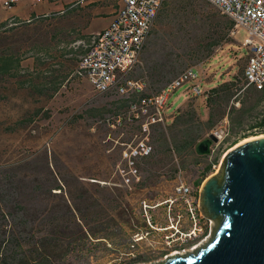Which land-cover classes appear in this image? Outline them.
Listing matches in <instances>:
<instances>
[{
	"label": "rangeland",
	"instance_id": "rangeland-1",
	"mask_svg": "<svg viewBox=\"0 0 264 264\" xmlns=\"http://www.w3.org/2000/svg\"><path fill=\"white\" fill-rule=\"evenodd\" d=\"M31 1L35 0H28V5ZM60 1L80 3L76 11L64 16L15 26L3 35L5 39L0 44V49L11 50L21 60L20 73L0 77V185L9 176L19 179L25 190V200L36 205H42L50 196L42 186L37 188L38 191L32 192V189L39 186V181H44V188L51 186L55 179L51 171L59 176L67 175L69 181L74 175L88 180L94 178L101 183H120L115 170L119 151L116 148L114 152L108 151L111 141L106 140L108 135L117 136L118 130L107 123L99 124L97 120L107 114L121 112L119 108L128 97L113 92L95 94L88 81L77 75L79 58L72 51L85 41L80 39L82 35H93V26L103 23L106 12L113 15L117 0ZM166 1L168 6L156 20L140 63L133 67L130 75L145 78L146 91L150 92L159 89L183 69L194 67L200 75L202 92L194 94L191 83L185 82L169 93L165 104V124L154 125L150 131L151 156L138 162L140 185L133 193L119 187L130 221L120 223L121 229L109 238L85 239V246H77L78 243L70 245L68 251L71 252H67L64 264H153L164 261L166 257L160 253L162 233L149 230L141 216L138 201L166 199L180 178L191 184L200 198L204 181L210 176L221 175L225 152L236 146L244 133L249 136L264 134L262 127L249 128L264 113V90L260 100L257 95L261 92L257 94L245 89L236 91L237 96H232L227 103L207 105L205 99L210 88L230 76L242 81L246 62V49L242 42L247 31L243 28L232 31L231 20L207 0ZM7 8L0 1L1 12L9 10ZM212 42H217V45L211 49L209 44ZM237 74L238 77H233ZM38 77L48 82L41 83ZM40 83L44 85L42 93L37 89ZM54 83L56 92L52 91ZM188 100L192 102L194 111L189 124L190 134L195 137L190 145L178 152L169 142V126L177 120L178 114H182V107ZM179 107L181 112L176 110ZM37 108L39 112L34 115ZM210 110L215 113V120L208 127L205 122ZM185 116L187 113L183 118ZM20 118H32L27 129L5 130L6 125ZM183 118L177 121V129L183 126L180 121ZM219 123L228 129V136L211 154H198L197 144L207 138ZM137 129V126L127 127L123 138H128ZM158 131L164 133L162 143L156 140ZM46 157L55 160L54 170L45 165ZM214 158L217 161L212 164L210 172L196 186L200 171ZM96 186L87 183L85 190L92 193ZM53 197L52 202H57L58 198ZM210 220V232L200 241L203 245L218 226L217 220ZM157 221L162 226L167 223L163 219ZM139 236L143 239L137 240ZM134 258L138 259L133 261Z\"/></svg>",
	"mask_w": 264,
	"mask_h": 264
},
{
	"label": "built area",
	"instance_id": "built-area-1",
	"mask_svg": "<svg viewBox=\"0 0 264 264\" xmlns=\"http://www.w3.org/2000/svg\"><path fill=\"white\" fill-rule=\"evenodd\" d=\"M11 7L18 0H0ZM165 0H117V8L108 24L87 45L79 63L78 72L90 84L95 94L116 93L129 97L136 94L127 108L116 114H107L99 123H107L118 135L111 141L108 151L118 149L116 175L125 189L133 193L141 183L138 162L153 150L150 131L154 125L165 124V104L170 92L185 82L191 83L194 94L202 89L200 75L194 67H187L155 91L147 92L143 77L130 75L140 62V56L153 30ZM232 22V31L243 28L247 37L242 42L246 49L242 90L251 86L264 90V0H207ZM30 21V18L24 19ZM10 21L7 26L19 24ZM241 91V90H240ZM237 94L234 96V98ZM137 130L124 139L127 127ZM216 137L211 154L228 136L222 124L211 130ZM209 134V135H210ZM140 213L149 230L161 232L160 253L165 257L180 254L199 243L210 232V218L200 208L198 191L183 179L174 185L172 193L163 200L138 201ZM165 220L162 226L157 220ZM210 222V223H209ZM148 233V232H147ZM140 237V236H139Z\"/></svg>",
	"mask_w": 264,
	"mask_h": 264
},
{
	"label": "trees",
	"instance_id": "trees-1",
	"mask_svg": "<svg viewBox=\"0 0 264 264\" xmlns=\"http://www.w3.org/2000/svg\"><path fill=\"white\" fill-rule=\"evenodd\" d=\"M80 2L70 3L62 12H51L45 15L30 16V21L22 20L16 17L0 22V44H3L5 39L3 35L15 26H26L29 23L44 22L54 18L57 15L64 16L76 11ZM168 4L165 0L161 11L167 8ZM158 15V18L160 16ZM157 18V19H158ZM10 21H18L19 24L7 26ZM32 21V22H31ZM232 25V22H229ZM151 35V34H150ZM91 38V40H90ZM94 38V35H82L80 39L85 40L78 44L74 52L75 57L80 61L83 53ZM90 41V42H89ZM211 49L217 45V42L209 44ZM247 57V54H245ZM35 59V63L37 62ZM20 58L11 50L5 47L0 49V77L14 76L20 73ZM79 63V62H78ZM77 75L81 76L78 72ZM238 71H241L240 69ZM239 74L233 77H238ZM41 77V76H40ZM39 78V77H38ZM41 83L48 82L39 78ZM53 82V81H52ZM40 83L37 89L42 93L44 85ZM244 81V69L242 73V81L237 79H230L221 82L217 86L210 88L206 94V104L228 102L236 91L241 90ZM40 87V88H39ZM250 87V86H249ZM255 89V88H254ZM257 90V89H256ZM52 91H57V86L52 85ZM263 94V90H258ZM136 94L125 99V103L119 108L121 112L127 108L129 103L135 100ZM127 102V103H126ZM192 102H188L176 110L182 114H178L177 120H174L170 128L169 142L173 150L182 151L186 146L190 145L194 139V135L190 134L189 124L193 119L194 111ZM39 109H35L33 114L37 115ZM187 113V117L183 118V114ZM213 110H210L206 119L208 127L213 125L215 120ZM220 114V111H219ZM222 114V113H221ZM183 118L180 129L176 128L177 121ZM32 118H20L9 125L5 126L7 132H16L27 129L31 123ZM99 120H97L98 122ZM99 123V122H98ZM100 124V123H99ZM160 125V124H157ZM155 125V127H158ZM153 128L154 130L156 128ZM263 128L264 129V113L259 120L253 122L249 128ZM252 134V133H251ZM250 134L244 133L242 139L248 137ZM159 142L165 140L164 133L158 131ZM206 140V139H204ZM203 140V141H204ZM202 142V141H201ZM166 143V141H165ZM198 154H207L209 146L205 150H198ZM148 155L143 159H148ZM217 161L214 158L212 162L206 164L200 171V177L195 181V185L199 186L202 179L210 172L211 166ZM55 160L46 157L45 165L54 170L53 164ZM12 166V165H11ZM54 173V180L51 186L44 188V181H39V186L32 189V192L38 191L37 188H42L50 196L42 205L30 204L25 200V190L20 183V180L5 178L4 184L0 185V264H64V258L67 254L68 247L75 243L78 245H86L85 239H102L109 238L113 234H117V229H121L120 223H127L130 221V213L127 210V204L124 200L122 190L119 188L125 187L121 183H112L94 178L87 179L86 177H76L72 175L73 180H68L67 175H57ZM10 182V183H9ZM97 185L92 193H87L85 185ZM73 185V186H71ZM121 190V191H120ZM58 198L57 202H52V198ZM98 233L102 235L97 236ZM139 258V257H138ZM138 258H134L136 261ZM136 259V260H135ZM140 260L142 258H139Z\"/></svg>",
	"mask_w": 264,
	"mask_h": 264
},
{
	"label": "water",
	"instance_id": "water-1",
	"mask_svg": "<svg viewBox=\"0 0 264 264\" xmlns=\"http://www.w3.org/2000/svg\"><path fill=\"white\" fill-rule=\"evenodd\" d=\"M210 141L212 134L197 149L206 151ZM200 208L218 221L208 242L153 264H264V136L225 152L221 175L202 184Z\"/></svg>",
	"mask_w": 264,
	"mask_h": 264
},
{
	"label": "crops",
	"instance_id": "crops-1",
	"mask_svg": "<svg viewBox=\"0 0 264 264\" xmlns=\"http://www.w3.org/2000/svg\"><path fill=\"white\" fill-rule=\"evenodd\" d=\"M27 2H28V0H18L17 3H15L11 7L7 8L9 10L5 9L3 12H1V9H0V14H2L1 17H0V22L8 20V19L13 18V17H16V18L24 20V19H26V18H28L30 16L45 15V14H49L51 12H62L63 9H65L64 7H66L68 5V3H62L60 0H35V1H31L29 3V5H28ZM37 2H39V3H37ZM110 14H111V12H106V15H104V17H103V19H104L102 21L103 23L101 25L100 24H95L93 26L94 30L92 31V34L94 36L104 26H106L108 24L110 19L113 17V15H110ZM145 47H146V45H145ZM145 47H144V49H145ZM144 49H143V51H144ZM229 74H231V72ZM230 79H232L231 76H230L229 79L227 78L224 81L230 80ZM244 89L247 92L248 91H252V92H255V93L260 92V91L254 89L251 86L247 87V88H244ZM260 95H261V93L257 95L258 96V100L261 99ZM171 113H174V112H171ZM171 113H169V114H171ZM220 124H223V123H219L215 127H218Z\"/></svg>",
	"mask_w": 264,
	"mask_h": 264
},
{
	"label": "bare ground",
	"instance_id": "bare-ground-1",
	"mask_svg": "<svg viewBox=\"0 0 264 264\" xmlns=\"http://www.w3.org/2000/svg\"><path fill=\"white\" fill-rule=\"evenodd\" d=\"M257 136H264V134L262 133V134H257V135H252V136L245 137V138L241 139V140L237 143V145L240 144V143H242V142H244V141H246V140H248L249 137H257ZM142 238H143L142 236H141V237H138L137 240H140V239H142ZM202 240H203V239H202ZM202 240H201V241H202ZM208 240H209V239L206 238V240L204 241V243L207 242ZM199 243H200V242H199ZM199 243H197V244H196L194 247H192L191 249L181 251L180 254H184V253H187V252H192L193 250L199 248V246H202V245H203V244H201V243H203V242H201L200 244H199ZM167 257H168V256H166V258H167Z\"/></svg>",
	"mask_w": 264,
	"mask_h": 264
},
{
	"label": "flooded vegetation",
	"instance_id": "flooded-vegetation-1",
	"mask_svg": "<svg viewBox=\"0 0 264 264\" xmlns=\"http://www.w3.org/2000/svg\"><path fill=\"white\" fill-rule=\"evenodd\" d=\"M205 139H207V138H205ZM203 140H204V139H203ZM203 140H201V141H203ZM201 141H200L199 143H201ZM213 142H214V141H210V142L208 143V146H210ZM199 143H198V144H199ZM198 144H197V145H198ZM208 146H207V147H208ZM141 260H145V259H141Z\"/></svg>",
	"mask_w": 264,
	"mask_h": 264
},
{
	"label": "snow or ice",
	"instance_id": "snow-or-ice-1",
	"mask_svg": "<svg viewBox=\"0 0 264 264\" xmlns=\"http://www.w3.org/2000/svg\"><path fill=\"white\" fill-rule=\"evenodd\" d=\"M225 227H227V225H225Z\"/></svg>",
	"mask_w": 264,
	"mask_h": 264
}]
</instances>
